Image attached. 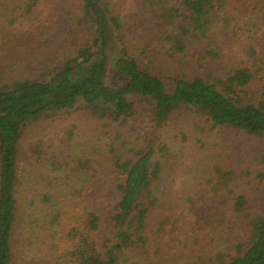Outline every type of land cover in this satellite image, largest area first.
<instances>
[{"label": "trees", "instance_id": "trees-1", "mask_svg": "<svg viewBox=\"0 0 264 264\" xmlns=\"http://www.w3.org/2000/svg\"><path fill=\"white\" fill-rule=\"evenodd\" d=\"M229 5L132 0L128 20L114 0H0L6 25L55 41L53 24L64 17L79 38L62 48L47 75L0 86V264H156L164 257L178 264H264V197L254 203L241 190L244 170L233 163L202 173L208 196L184 199L183 220L155 214L170 167L184 165L191 134L195 145L213 130L264 136L257 22ZM216 29L240 32L246 54L224 56ZM213 61L226 66L207 71ZM110 74L122 84L112 86ZM136 98L147 103L157 131L175 126L172 139L160 135L157 145L133 139ZM79 102L107 126L99 145L91 151L68 130L61 150L37 146L31 158L41 165L24 173L28 127ZM180 109L195 114L188 127L187 117H174ZM99 173L103 184L96 185ZM197 174L182 176L194 181Z\"/></svg>", "mask_w": 264, "mask_h": 264}, {"label": "rangeland", "instance_id": "rangeland-1", "mask_svg": "<svg viewBox=\"0 0 264 264\" xmlns=\"http://www.w3.org/2000/svg\"><path fill=\"white\" fill-rule=\"evenodd\" d=\"M227 2L230 7L234 6L239 12L246 15L248 19L250 18L251 22L254 20L257 22L255 27H253L254 37L258 39L260 46H258V49L261 52L264 51L261 48L262 46L264 47V0H227ZM114 3L120 9H124V15H126L125 17L128 20L132 18L131 14H128L132 0H114ZM3 20L4 18L0 17V86L9 85L23 78H33L42 74L47 75L46 71L48 72L53 67V61L57 59L59 53L63 54L62 48L69 45L72 40L77 42L79 39L76 36L77 31L73 27L72 22L64 17L60 23L53 24L56 29L54 34L57 35L55 41H51L48 36H40L34 31L24 30L20 26L11 27L6 25ZM37 22L39 23L40 21ZM230 31L228 30L221 34L220 30L216 29V37L221 44L220 48L223 50L224 56H228L230 53L237 55L238 59H241L248 51L249 43L242 38L240 32L234 33ZM224 66H226V62L213 61L207 71L213 68L220 70ZM205 70L204 68L202 71ZM108 82L112 86H118L122 84L123 80L115 74H110ZM262 85H264V80L259 84L260 87ZM133 103L134 112L129 116V130L131 131L130 135L138 144L157 145L160 135H167L172 139L178 132L175 130L174 125H166L157 131L154 121L150 118L151 114L147 111V103L137 98L133 99ZM194 115L189 110L180 109L177 110L174 117H187L188 122L185 121L182 126L188 127L192 124ZM103 124V121L96 119L93 112L86 108L82 102L77 103L69 110L54 114L50 119H41L26 130L21 145L22 171L27 174L31 170L36 171L40 167L41 164L36 165L35 160L31 158L37 146L43 144V149H46L49 145L54 144L53 148L49 147L48 149L61 150V137H64L68 130H72L75 133V141L80 144L86 143L85 145L91 151H94L96 146L99 145V137L107 128ZM55 130H58L59 133ZM201 137L203 143L198 142L195 145V142L192 141L195 138V134H191V142L187 144L184 150L185 155L181 161L184 165L180 163L174 169H172L173 166L170 167L169 175H173L174 178L171 177L168 180L165 186L166 193L162 196V202L155 212L159 218L162 217L173 222L176 220L177 223L179 220H183L186 212L182 201L187 197L198 199L208 196L205 191L207 189V186H205L206 179L201 176L208 168V172L212 175L213 167L216 164L223 165L226 168L230 163L239 166L241 170H244L245 174L242 184H240L241 190L248 192L254 203H258L264 197V177L260 176L264 174V136L255 137L244 133L236 134L230 131L213 130ZM40 148L42 149V146ZM101 155L102 152H99L94 156L97 162L102 160ZM175 159L177 161V158ZM190 170H196L197 175L200 177L193 181L182 176V174ZM92 183L96 185L103 184V173L95 175ZM97 187L99 188V186ZM100 190L99 188L98 197L100 195L103 196L102 190ZM159 221L161 220L159 219ZM226 243L230 245L232 241L228 239ZM157 245L159 244H156L155 247ZM172 246L177 245L174 243ZM172 253V251L169 252V254ZM184 261L189 263L190 257ZM155 263L178 264L179 262H174V257L173 260L169 257H164V259L158 258Z\"/></svg>", "mask_w": 264, "mask_h": 264}]
</instances>
